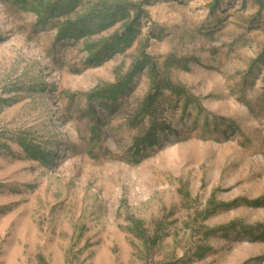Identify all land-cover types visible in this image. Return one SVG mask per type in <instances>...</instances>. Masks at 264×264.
<instances>
[{
    "label": "rangeland",
    "instance_id": "obj_1",
    "mask_svg": "<svg viewBox=\"0 0 264 264\" xmlns=\"http://www.w3.org/2000/svg\"><path fill=\"white\" fill-rule=\"evenodd\" d=\"M0 264H264V0H0Z\"/></svg>",
    "mask_w": 264,
    "mask_h": 264
}]
</instances>
